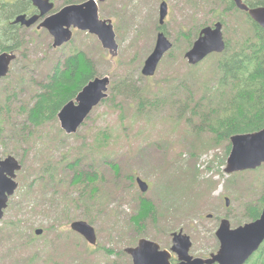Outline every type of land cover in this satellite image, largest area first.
<instances>
[{
    "label": "rangeland",
    "instance_id": "374dc122",
    "mask_svg": "<svg viewBox=\"0 0 264 264\" xmlns=\"http://www.w3.org/2000/svg\"><path fill=\"white\" fill-rule=\"evenodd\" d=\"M166 1V34L173 47L153 76L142 69L156 45L162 0L100 3V16L116 26V56L87 31L76 30L61 49L53 47L48 31L38 33L35 26L26 32L27 49L17 53L10 75L0 80V155H14L23 164L17 173L19 187L0 220V264H134L127 247L149 238L170 248L172 233L180 229L191 236V253L206 257L220 246L216 230L222 218H229L233 227L251 221L246 207L264 193V164L226 173L231 140L215 143L210 132L191 127L189 113L173 101L184 91L171 92L161 106L140 112L138 96L122 87L132 83L139 93L154 96L179 79H197L196 87L203 88L211 77L212 59L196 67L189 63L185 54L192 46L184 32L221 21L219 0ZM244 22L243 13H225V37L237 34L236 27L240 23L243 29ZM76 50L94 60L96 76L111 77L108 100L94 108L76 133H66L59 118L24 129L20 108L36 89L30 80L41 81ZM22 77L28 84L20 83ZM82 156L80 168L100 176L86 192L82 185H71L69 168ZM137 177L149 183L148 191L141 190ZM144 199L157 211L141 224ZM75 220L95 227L96 244L72 229ZM37 229L43 231L38 234Z\"/></svg>",
    "mask_w": 264,
    "mask_h": 264
},
{
    "label": "trees",
    "instance_id": "16d2710c",
    "mask_svg": "<svg viewBox=\"0 0 264 264\" xmlns=\"http://www.w3.org/2000/svg\"><path fill=\"white\" fill-rule=\"evenodd\" d=\"M244 1L250 6L264 5V0ZM215 2L216 7L221 5L222 13L219 20L223 22V25L225 13H243L246 22L241 23L244 25L243 29L239 23L234 31V33H238L233 37H225L226 49L223 52L212 53L203 60L212 59L215 65L210 74L211 77L207 81L205 80L206 82L204 81L203 88L196 87L199 80L191 77L190 79L188 77L179 79L170 87L169 91L163 92V94L156 93L154 96L139 93L140 91L132 83L123 82L124 86L122 87L125 89L128 87L134 95L138 96L137 109L140 112L148 107L154 109L161 106L164 98L171 92L180 90L182 93L181 90L184 91L173 101L181 102L180 107L184 108V113H189L187 122L198 133L207 130L212 134L211 138L215 143H221L230 140L234 134L254 132L264 128V28L248 13L240 10L234 0ZM23 12L33 14L37 12V9L30 1L0 0V52L15 51L20 53L27 49L26 32L29 28L12 22L16 15ZM33 30L39 33L42 29L33 28ZM44 32L47 33L46 30ZM199 32V26L194 33H191V30L184 32V35L189 39V46H192ZM23 54L25 55V52ZM203 61L194 66H199ZM96 74L94 60L85 51L76 50L60 59L52 71L41 81L30 80L35 84L36 89L29 102L20 108V113H23L22 115L25 117L23 128L41 127L58 121V113L61 108L70 100L75 99L78 92ZM28 81L22 77L20 83L28 84ZM120 87L119 84L118 88ZM174 96L176 97V94ZM9 99L10 97H8ZM104 100H108V97ZM1 116L2 107L0 106V118ZM1 134L3 131L0 120ZM227 149L230 152L231 142ZM79 158L69 164V168L72 170L71 185H82L86 192L87 185L90 182H98L100 176L96 170L89 171L80 168L83 156ZM48 169L46 167V171ZM83 195L84 192L79 196L81 200L84 199ZM92 196L90 194L88 199ZM143 203L145 204L144 215L137 222L141 224L157 211L150 200L144 199ZM246 208V213L251 220L259 217L264 208V193L257 202L250 203ZM89 217L93 221L92 215ZM244 264H264V242Z\"/></svg>",
    "mask_w": 264,
    "mask_h": 264
},
{
    "label": "water",
    "instance_id": "95a60500",
    "mask_svg": "<svg viewBox=\"0 0 264 264\" xmlns=\"http://www.w3.org/2000/svg\"><path fill=\"white\" fill-rule=\"evenodd\" d=\"M39 13L28 16L16 15L13 23L31 27L41 18L39 28H45L53 37V47L62 46L73 37V27L88 31L98 36L111 55L116 56L119 50L117 34L111 19L100 16L99 2L105 0H87L80 4H71L60 11L51 13L55 9L52 0H29ZM237 7L264 28V5L250 6L244 0H234ZM168 14V4L163 1L160 5V25H164ZM222 21L201 28L198 37L185 56L189 63L196 65L212 53H221L226 49ZM173 47V42L164 31L157 36L153 51L145 60L142 73L153 76L164 58ZM15 52H0V80L6 77L16 59ZM111 77L95 76L78 92L75 99L67 102L59 111L58 118L62 128L68 134L76 133L85 120L105 98L108 97ZM231 151L225 167L228 174L256 169L264 163V128L254 132L234 134L230 138ZM23 168L20 160L14 155L5 158L0 155V220L5 215L9 199L16 192L19 182L18 171ZM143 192L149 190V183L137 177ZM229 205V200H227ZM73 230L81 233L90 243H97L95 227L86 220H75L71 223ZM37 229L36 233H41ZM173 244L170 248H163L161 244L149 238H141L136 246H129L125 250L132 257L134 264H244L264 242V208L260 216L254 220L233 227L227 217L221 219L216 230L220 247L209 257L195 256L191 253L193 242L191 236L183 229L172 233ZM176 255L177 261L172 258Z\"/></svg>",
    "mask_w": 264,
    "mask_h": 264
},
{
    "label": "flooded vegetation",
    "instance_id": "af4514ba",
    "mask_svg": "<svg viewBox=\"0 0 264 264\" xmlns=\"http://www.w3.org/2000/svg\"><path fill=\"white\" fill-rule=\"evenodd\" d=\"M24 1H29V0H24ZM54 3H55V9L51 12V13H54V12H57V11H60L63 7H65V6H67V5H71V4H80V3H84L85 1H87V0H52ZM163 1H166V0H162V2ZM31 2V1H30ZM110 2V0H105V1H103V2H99V7H100V3H109ZM167 2V1H166ZM33 4V3H32ZM167 4H168V2H167ZM34 5V4H33ZM34 7L37 9V12H35V13H33V14H31V13H27V12H23V13H20V14H27L28 16H31V15H34V14H37V13H39V9L34 5ZM159 13H160V10H159ZM167 16H168V14H167ZM166 16V17H167ZM102 18V17H101ZM15 19V18H14ZM13 19V20H14ZM42 19L43 18H41L40 20H39V22H37L36 24H34L33 26H31V27H28V28H33V27H35L36 26V28H38V29H43V30H46L45 28H43V27H41V28H39V24H40V22L42 21ZM103 19H111V18H103ZM112 20V19H111ZM13 22V21H12ZM113 22V21H112ZM165 23H166V18H165ZM165 23H164V25H160V28H159V30H158V32H160V31H164L165 33H166V26H165ZM15 24V23H14ZM19 24V23H18ZM114 24V23H113ZM19 25H21V24H19ZM21 26H23V25H21ZM27 27V26H26ZM114 28H115V31H116V26H115V24H114ZM76 30H80V29H78V28H75V27H73V37H74V34H75V31ZM47 31V30H46ZM81 31H83V30H81ZM88 32V31H87ZM116 34H117V31H116ZM73 37H72V39L70 40V41H68V42H66V43H64L62 46H59V47H54V48H64V47H66L69 43H71V41L73 40ZM9 52H15V51H9ZM16 53V52H15ZM263 210V209H262ZM258 218V217H257ZM252 220H254V219H252ZM221 222V221H220ZM220 225V224H219ZM220 242V241H219ZM220 247V246H219ZM219 249V248H218ZM258 251V250H257ZM256 251V252H257ZM255 252V253H256ZM213 253V252H212ZM212 253H210V255L212 254ZM254 253V254H255ZM253 254V255H254ZM210 255H208V256H206V257H209ZM172 261L173 262H176L177 261V258L176 257H173V259H172Z\"/></svg>",
    "mask_w": 264,
    "mask_h": 264
}]
</instances>
